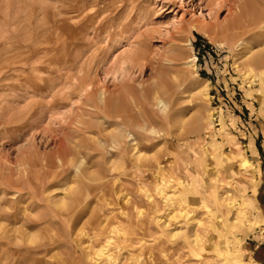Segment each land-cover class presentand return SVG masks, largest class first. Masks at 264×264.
<instances>
[{
    "label": "rangeland",
    "instance_id": "374dc122",
    "mask_svg": "<svg viewBox=\"0 0 264 264\" xmlns=\"http://www.w3.org/2000/svg\"><path fill=\"white\" fill-rule=\"evenodd\" d=\"M263 22L0 0V264H264Z\"/></svg>",
    "mask_w": 264,
    "mask_h": 264
},
{
    "label": "bare ground",
    "instance_id": "6f19581e",
    "mask_svg": "<svg viewBox=\"0 0 264 264\" xmlns=\"http://www.w3.org/2000/svg\"><path fill=\"white\" fill-rule=\"evenodd\" d=\"M248 6H247V4H241V5H239V12H236V15H234V18H233V20H232V22H231V24H230V27L231 26H233L234 27V29H236V31H237V34L240 36V38H243L242 40H240V41H242V45H243V43L246 41V38H247V34L245 33V31H244V24H248L249 25V27H253L256 23V25H258V22H256V23H254V19L252 20L251 18H248ZM250 19V20H249ZM264 23V22H263ZM247 25V26H248ZM250 31V30H249ZM252 32V31H251ZM254 59V58H253ZM195 60H196V58H195ZM123 87H128V85H126V86H123ZM200 93H202V94H204L205 95V97H206V92L203 90V91H200ZM135 101V103H136V100H134ZM109 104H111V103H109ZM109 104H108V106H109ZM107 106V105H106ZM113 106V105H112ZM104 107H105V105H104ZM111 107V106H110ZM106 109V108H105ZM115 111V110H114ZM110 112V111H109ZM113 113V112H112ZM111 117V116H110ZM117 117H120V115H117L115 118H117ZM129 140V139H128ZM60 154V153H59ZM64 162L65 163H67V161H65L64 160ZM242 167H250V162H248L247 160H244L243 162H242ZM158 188V187H157ZM247 205H249V206H256V205H254L255 203L253 202V199H249L248 201H247V203H246ZM187 216V215H186ZM172 218V217H171ZM100 252V256H105V250H104V248H103V250H101V251H99Z\"/></svg>",
    "mask_w": 264,
    "mask_h": 264
}]
</instances>
